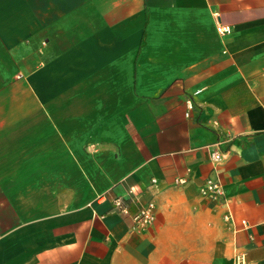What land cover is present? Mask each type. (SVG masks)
I'll return each mask as SVG.
<instances>
[{"label":"crops","instance_id":"obj_1","mask_svg":"<svg viewBox=\"0 0 264 264\" xmlns=\"http://www.w3.org/2000/svg\"><path fill=\"white\" fill-rule=\"evenodd\" d=\"M0 264H264V0H0Z\"/></svg>","mask_w":264,"mask_h":264},{"label":"built area","instance_id":"obj_2","mask_svg":"<svg viewBox=\"0 0 264 264\" xmlns=\"http://www.w3.org/2000/svg\"><path fill=\"white\" fill-rule=\"evenodd\" d=\"M220 33L229 32V27H219L217 29ZM188 109H191V105ZM188 113H186V116ZM211 161L214 165H218L222 159V156L217 151H212L211 154ZM215 170H217L215 168ZM154 182V180H152ZM184 180H176L175 183L182 184ZM199 195L203 198L208 199L211 202H220L224 201L225 199V191L218 179V174H214L213 177L207 178L202 186L198 189ZM119 205V204H117ZM224 220L229 221L231 219L230 213H226L223 216ZM133 219V229L137 231H144L146 230L155 220V204L152 201L147 202L145 205L139 208V210L134 214L132 217Z\"/></svg>","mask_w":264,"mask_h":264}]
</instances>
